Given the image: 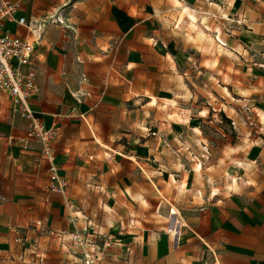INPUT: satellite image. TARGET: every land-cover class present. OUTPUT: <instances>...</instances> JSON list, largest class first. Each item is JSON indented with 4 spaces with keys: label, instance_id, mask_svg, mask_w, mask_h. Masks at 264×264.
<instances>
[{
    "label": "crops",
    "instance_id": "0c3cea01",
    "mask_svg": "<svg viewBox=\"0 0 264 264\" xmlns=\"http://www.w3.org/2000/svg\"><path fill=\"white\" fill-rule=\"evenodd\" d=\"M71 2L68 29L7 25L34 45L30 106L60 129L52 151L68 184L64 197L48 191L47 162L18 147L27 124L0 91V264H81L69 234L88 227L114 241L103 264H264V171L203 172L183 154L165 160L175 171L152 165L155 144L188 143L174 120L193 94L172 33L211 68L215 39L262 41L264 0ZM54 9L23 0L21 15L39 23Z\"/></svg>",
    "mask_w": 264,
    "mask_h": 264
},
{
    "label": "rangeland",
    "instance_id": "374dc122",
    "mask_svg": "<svg viewBox=\"0 0 264 264\" xmlns=\"http://www.w3.org/2000/svg\"><path fill=\"white\" fill-rule=\"evenodd\" d=\"M81 5L89 0H76ZM92 0L89 1V3ZM59 2L51 13L43 15L44 30L50 26L68 29L69 21L64 18L52 23L51 17L59 18L67 10L71 11L74 3ZM89 3L87 5H89ZM81 11V7L77 8ZM179 27L180 24H179ZM228 30L229 28L226 27ZM222 30V29H221ZM227 33V31L224 30ZM170 39L176 54L180 50L181 63L185 67L186 81L193 94V107H181L177 110L175 123L185 126L184 136L188 141L183 147H164L154 145L155 168L163 171H175L177 165L165 164L168 157L183 154L187 161L198 156L203 160L201 171H228L238 173L264 171V38L262 41H251L249 47H229L219 41L212 66L205 64L206 52L200 54L193 49L183 50V40L179 33H172ZM201 60V63H199ZM186 63V65H185ZM201 64V66L199 65ZM208 108L204 113L197 112L195 107ZM183 113V115H180ZM223 114L229 121L220 116ZM201 115V116H200ZM195 129V130H193ZM151 133V132H148ZM159 150L160 153H159ZM187 169L189 164L184 165ZM169 167V168H168ZM175 169V170H174ZM244 169V170H243ZM199 170V169H198ZM167 178L165 175L164 179ZM172 176L170 179L172 180ZM237 182V181H235Z\"/></svg>",
    "mask_w": 264,
    "mask_h": 264
},
{
    "label": "built area",
    "instance_id": "2783aa9c",
    "mask_svg": "<svg viewBox=\"0 0 264 264\" xmlns=\"http://www.w3.org/2000/svg\"><path fill=\"white\" fill-rule=\"evenodd\" d=\"M22 3L23 0H0V91L10 95L13 112L27 124L23 137L18 140V147L28 151L38 146L41 158L48 165V191L64 197L68 182L60 174L52 151V143L60 129L57 126L46 128L30 106L40 93L38 71L32 65L34 45L14 38L7 29L9 24L25 27L30 32H41L45 27V22L28 21L21 15ZM51 20L60 24L61 19L51 17ZM65 204L70 206L71 202L67 200ZM67 221L74 223V218L69 216ZM69 237L81 264H103L114 245L110 237H103L90 227L74 231Z\"/></svg>",
    "mask_w": 264,
    "mask_h": 264
},
{
    "label": "trees",
    "instance_id": "16d2710c",
    "mask_svg": "<svg viewBox=\"0 0 264 264\" xmlns=\"http://www.w3.org/2000/svg\"><path fill=\"white\" fill-rule=\"evenodd\" d=\"M221 118L229 123V121L226 119V117L223 114H220Z\"/></svg>",
    "mask_w": 264,
    "mask_h": 264
},
{
    "label": "bare ground",
    "instance_id": "6f19581e",
    "mask_svg": "<svg viewBox=\"0 0 264 264\" xmlns=\"http://www.w3.org/2000/svg\"><path fill=\"white\" fill-rule=\"evenodd\" d=\"M174 213V212H173ZM174 215V214H173ZM174 223V222H173ZM173 228V227H172ZM175 229V228H174Z\"/></svg>",
    "mask_w": 264,
    "mask_h": 264
}]
</instances>
